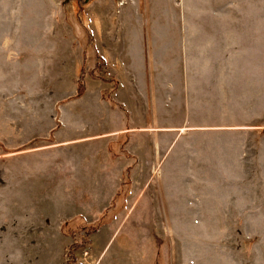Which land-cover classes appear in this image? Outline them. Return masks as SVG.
Returning <instances> with one entry per match:
<instances>
[{
    "label": "rangeland",
    "instance_id": "1",
    "mask_svg": "<svg viewBox=\"0 0 264 264\" xmlns=\"http://www.w3.org/2000/svg\"><path fill=\"white\" fill-rule=\"evenodd\" d=\"M133 61L182 133H108ZM115 258L264 264V0H0V264Z\"/></svg>",
    "mask_w": 264,
    "mask_h": 264
},
{
    "label": "crops",
    "instance_id": "2",
    "mask_svg": "<svg viewBox=\"0 0 264 264\" xmlns=\"http://www.w3.org/2000/svg\"><path fill=\"white\" fill-rule=\"evenodd\" d=\"M121 36V40L122 43L121 45H127L126 47L122 48V50L128 54L129 52L133 54V52L135 53L137 51V47H136V43L137 42V38L136 36L134 37V33H125L122 35V33H120ZM120 38V37H119ZM168 66V65H167ZM123 71H124V77H125V84L123 85L124 89L121 92V101L125 104V107L127 108L128 115L124 116L127 117L129 120H131L133 123L130 126H126V127H122L120 128V130H110L108 131L109 134H113V133H134V132H142V131H152V133L156 132L158 133V131L163 132L164 134H168L174 130H179L180 133H182L183 127H175V126H167L163 123L162 126H157L154 127L153 123H150V129L148 128L149 125H147V121L149 119H165V116H159L157 113V109H155L157 114H153L154 110L153 109V95H154V90L155 87L157 88V93L162 94V92L164 90H166L167 87H172L171 82L172 80H168L166 81H161V80H156V83H151L149 82V78H147V80H144L142 77V66H140V64L138 62H130V63H125L124 65H122ZM148 74V73H147ZM164 88L162 89H158V88ZM154 88V90H153ZM156 94V93H155ZM147 97L149 98V102H150V115L148 114L147 110V105L144 106L143 101H141V99H143L142 97ZM162 108H159L160 110L163 111V113L165 111H169L165 106V104H161ZM138 119H143L146 121L145 124H139L136 123L135 121ZM117 131V132H116ZM137 144L132 145V151H138V155L140 154V156H142V151L143 150H150V151H155L158 152V150H160V147L157 145V143H153L150 144L149 146L146 147V149L143 148L142 145L136 146ZM173 147V145H171L169 148ZM167 149H165V151H167ZM140 152V153H139ZM137 156V154H136ZM144 156V155H143ZM153 158V157H152ZM150 158V159H145L147 161V163L145 164L146 166H156L155 164V158ZM166 164H164V160H163V164H160V166H165ZM168 165V164H167ZM222 189V188H221ZM232 189V188H231ZM230 190V189H229ZM174 197V196H173ZM172 197V198H173ZM189 199L190 197L187 196ZM159 198H161L159 196ZM187 198V199H188ZM253 198V197H251ZM188 199V206H190V201ZM225 199V197L222 196V194H214V195H205L199 198V200H197V207L201 210H208L212 213H224L223 209V200ZM247 202L245 205H243L241 208L245 209L248 206V197L246 198ZM159 201V205L156 206V208L160 209V211H157L160 214H164V213H174L176 212L175 210H171L172 206H168V203H161ZM187 206L184 205L181 210L185 209ZM170 208V209H169ZM178 208V207H177ZM189 208V207H188ZM175 209V208H174ZM182 210V212H183ZM180 212V210H178ZM185 211V210H184ZM186 212V211H185ZM243 212V211H242ZM115 264H122L121 263V258H115Z\"/></svg>",
    "mask_w": 264,
    "mask_h": 264
}]
</instances>
